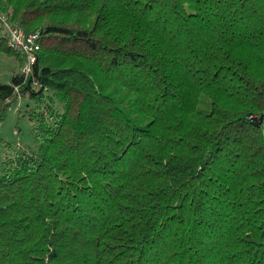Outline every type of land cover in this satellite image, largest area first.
<instances>
[{
	"label": "trees",
	"instance_id": "trees-1",
	"mask_svg": "<svg viewBox=\"0 0 264 264\" xmlns=\"http://www.w3.org/2000/svg\"><path fill=\"white\" fill-rule=\"evenodd\" d=\"M40 33L36 144L0 178V264H264V0H0Z\"/></svg>",
	"mask_w": 264,
	"mask_h": 264
},
{
	"label": "rangeland",
	"instance_id": "rangeland-1",
	"mask_svg": "<svg viewBox=\"0 0 264 264\" xmlns=\"http://www.w3.org/2000/svg\"><path fill=\"white\" fill-rule=\"evenodd\" d=\"M17 62L0 53V82L10 83ZM36 103L25 95L9 109L6 118L0 123V178L3 175V163L12 157L19 147H36L35 121L29 117L30 108Z\"/></svg>",
	"mask_w": 264,
	"mask_h": 264
},
{
	"label": "built area",
	"instance_id": "built-area-1",
	"mask_svg": "<svg viewBox=\"0 0 264 264\" xmlns=\"http://www.w3.org/2000/svg\"><path fill=\"white\" fill-rule=\"evenodd\" d=\"M0 31L5 33L8 46L25 59L23 71L28 74L37 62L40 50V33H26L21 27L9 22L8 18L1 13Z\"/></svg>",
	"mask_w": 264,
	"mask_h": 264
}]
</instances>
